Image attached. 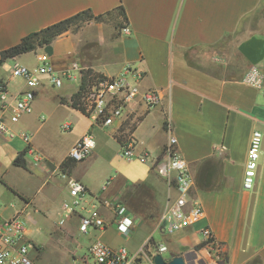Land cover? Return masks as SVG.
Masks as SVG:
<instances>
[{
    "label": "crops",
    "instance_id": "0c3cea01",
    "mask_svg": "<svg viewBox=\"0 0 264 264\" xmlns=\"http://www.w3.org/2000/svg\"><path fill=\"white\" fill-rule=\"evenodd\" d=\"M262 2L0 0V53L30 33L90 9L95 15L112 18L92 21L76 32L56 38L50 53L56 69L78 61L83 68L116 76L133 67L143 73L142 90L155 89L160 93V101L153 108L139 104L124 121L109 127L93 126L82 102L80 110L61 101L70 100L79 89L72 83L67 84L71 90L56 93L50 108V99H44L41 92L45 83L54 86L45 75L29 113L16 123L10 122L7 115L2 118L0 113V119L14 133L0 132V217L10 218L23 211L26 238L35 244L31 254L37 264H41L44 248L29 225L43 219H58L59 224L63 204L71 200L61 176V163L89 130L96 138L94 153L78 162L70 175L83 181L92 193L121 201L134 211L138 220L133 231L146 221L151 225L148 234L152 233L168 197L176 195L152 167V161L168 141L169 128L189 163L195 181L193 195L204 213L194 225L166 238L169 251L165 257L189 253L195 261L211 262L200 231L209 227L221 245L225 264H264V85L255 88L243 80L252 66L264 73V17L257 15ZM121 5L130 33L117 26L123 19L118 12ZM42 50L45 48L32 51L37 54L35 66ZM32 52L7 60L0 69H8L12 66L10 60ZM82 74L75 80L81 83ZM0 79L11 94L23 87L21 80L13 89L11 78L0 74ZM45 102H50L49 107ZM54 114L60 115L55 120L59 131L65 121L71 122L70 131H74L62 151L57 134L48 132L49 119ZM256 129L263 133V142L255 184L249 190L243 181ZM20 131L31 134L32 151L25 155L27 169L14 164L19 153L28 148ZM132 136L136 139L134 156L123 157L122 145ZM146 152L150 161L142 162L138 157ZM102 211L109 226L82 234L89 239L87 251L95 238L113 248L125 246L135 251L150 235L132 243L117 230L113 212L107 207ZM75 220L68 221L74 228ZM78 249L83 246L78 245ZM82 259L86 262V254Z\"/></svg>",
    "mask_w": 264,
    "mask_h": 264
},
{
    "label": "built area",
    "instance_id": "2783aa9c",
    "mask_svg": "<svg viewBox=\"0 0 264 264\" xmlns=\"http://www.w3.org/2000/svg\"><path fill=\"white\" fill-rule=\"evenodd\" d=\"M123 32L130 33L128 26L123 27ZM38 65L30 67L16 62L9 66L12 76L19 78L23 87L16 94H11L8 89H0V113L6 115L10 122H18L25 114L29 113L42 86V75H48L54 87H62L67 81H74L83 67L78 61H72L65 69H56L47 51L38 55ZM143 73L133 67H127L116 76L97 77L87 84L83 90L82 107L93 119V126L109 127L116 121H124L136 112L139 104L146 109L153 108L160 101V93L155 89H141ZM245 83L255 88L264 85V73L257 67H250L244 74ZM71 122L65 121L61 125L63 131L71 130ZM170 136L162 153L152 161L153 169L169 184L176 193L175 197L169 196L167 202L157 217L152 233L147 237L141 247L135 251L122 246L113 248L100 238L88 247V256L92 264H155L154 258L158 253L166 254L169 246L166 238L188 226L197 223L203 216L202 204L194 197L195 181L190 171L189 163L181 153L178 140L168 129ZM0 132L13 135L9 125L0 119ZM20 135L32 151L31 134L20 131ZM263 133L254 130L248 149V162L245 170L243 185L245 189H253L257 175L258 160L261 153ZM96 138L92 130L86 132L72 147L70 156L78 161L89 158L95 150ZM136 147L135 137H130L123 145L120 154L131 158ZM39 159V155L36 154ZM142 162H149L150 156L146 152L138 157ZM66 180V185L71 197L62 207L60 225L75 218L76 229L83 235L95 230H103L109 222L102 211L103 207L109 208L114 214V224L120 233L130 235L138 220V215L127 205L118 200H111L92 193L83 181L61 172ZM27 222L23 211H18L10 218L0 217V264H37L31 251L35 244L26 238ZM204 245L211 257V262L195 264H224L221 258L222 248L217 242L213 230L209 227L201 228ZM155 232H159L165 239L156 241ZM88 258V257H87Z\"/></svg>",
    "mask_w": 264,
    "mask_h": 264
},
{
    "label": "rangeland",
    "instance_id": "374dc122",
    "mask_svg": "<svg viewBox=\"0 0 264 264\" xmlns=\"http://www.w3.org/2000/svg\"><path fill=\"white\" fill-rule=\"evenodd\" d=\"M258 16L264 17V9L261 10V13ZM107 19H111L112 16H105ZM123 22V20H121ZM89 24V23H88ZM87 25V24H85ZM84 25V26H85ZM43 51V50H42ZM45 51V50H44ZM16 62H20L22 64L28 65L30 67H34L37 63V54L34 52L27 54L23 58L19 60H10V65H14ZM0 74L5 76L6 78H11L12 80V87L14 89V85L18 86V82L20 81L19 78L13 77L12 73L9 69H0ZM42 75L41 77H44ZM42 78V82H43ZM72 83L75 88L79 87L80 80L75 81H67L62 87H52L45 83V88L42 90V94L44 95V99H50L52 105L50 108H53V102L56 101V93H60L61 91H69L71 90L67 84ZM41 96V94H40ZM50 102H45L48 104L49 107ZM59 114H54V116L49 119L51 122V126L49 129V134L59 137V144L61 146L60 151H62L65 147H67L72 140V136L74 131H60L57 129L55 120L59 119ZM62 125V124H61ZM61 131V132H62ZM124 157V156H123ZM58 221V219H57ZM54 219H43L41 222L37 224L29 225L34 230V235L38 238L39 242L41 243L42 247L44 248V254L42 255L41 264H91L93 260L89 258L88 251L86 245L89 243V239L86 236H83L76 227H72L70 222H68L64 226H60L57 224ZM146 221L142 222V226L134 230L129 236L126 235L132 243H137L144 237L148 236L149 232V225L145 223ZM57 224V225H56ZM76 226V225H75ZM151 226V225H150ZM57 231V232H56ZM63 234V235H62ZM74 236V239H67L65 236ZM155 239L156 241H162L165 238L159 233L155 232ZM78 245H82L83 249L79 250ZM129 249V248H128ZM130 250V249H129ZM86 254V262L82 259V257Z\"/></svg>",
    "mask_w": 264,
    "mask_h": 264
},
{
    "label": "trees",
    "instance_id": "16d2710c",
    "mask_svg": "<svg viewBox=\"0 0 264 264\" xmlns=\"http://www.w3.org/2000/svg\"><path fill=\"white\" fill-rule=\"evenodd\" d=\"M264 9V0L261 3V7L257 12V15ZM119 14L122 16L123 22L117 23L118 28H123L128 23V18L125 13L124 7L121 5L118 8ZM110 14V13H107ZM105 17L104 14L95 15L90 9L83 10L73 16L62 19L56 23H53L39 31L30 33L24 36L17 44L4 49L0 53V65L5 63L9 59L16 58L22 54L29 53L37 50L40 47H44L45 50L50 54L52 51V43L59 36L72 31L76 32L81 29L85 24L92 21H101ZM82 79L79 89L72 95L71 99L62 98L63 103H70L73 107L83 110L79 105L82 102L83 90L86 88L89 82L93 81L97 77H105V75L94 71L91 67H84L82 70ZM0 89H7V84L0 79ZM29 151V148L23 150L15 158L14 164L23 168H28L27 160L25 155ZM78 161L74 160L68 155L61 163V170L67 174H71L72 170L76 167Z\"/></svg>",
    "mask_w": 264,
    "mask_h": 264
},
{
    "label": "water",
    "instance_id": "95a60500",
    "mask_svg": "<svg viewBox=\"0 0 264 264\" xmlns=\"http://www.w3.org/2000/svg\"><path fill=\"white\" fill-rule=\"evenodd\" d=\"M154 261L155 264H195L196 262L189 253L185 255H172L170 259L165 257L164 254L158 253L155 255Z\"/></svg>",
    "mask_w": 264,
    "mask_h": 264
}]
</instances>
